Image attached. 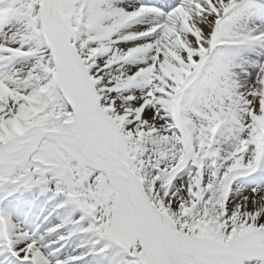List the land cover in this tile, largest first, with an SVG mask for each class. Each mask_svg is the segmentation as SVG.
Here are the masks:
<instances>
[{
  "label": "snow or ice",
  "instance_id": "snow-or-ice-1",
  "mask_svg": "<svg viewBox=\"0 0 264 264\" xmlns=\"http://www.w3.org/2000/svg\"><path fill=\"white\" fill-rule=\"evenodd\" d=\"M0 264H264V0H0Z\"/></svg>",
  "mask_w": 264,
  "mask_h": 264
}]
</instances>
